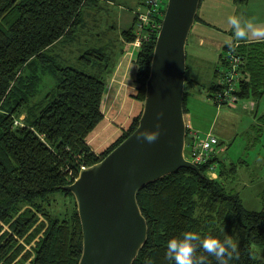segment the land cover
<instances>
[{
  "label": "trees",
  "instance_id": "obj_1",
  "mask_svg": "<svg viewBox=\"0 0 264 264\" xmlns=\"http://www.w3.org/2000/svg\"><path fill=\"white\" fill-rule=\"evenodd\" d=\"M98 1L0 0V264L78 263L82 232L77 203L63 186L74 181L81 165L99 161L138 124L158 31L152 24L161 22L157 13L138 27L133 12L130 26L120 30V41L111 39L115 45L126 46L120 48L121 55L136 37L141 38L132 61L133 97L140 106L126 128L99 152L88 139L105 121V75L114 68L116 54L107 44L110 41L97 47L88 38L89 45L83 46L78 60L89 71L58 64L48 54L77 31L83 7ZM233 1L242 5L248 0ZM234 52L241 58L237 99L258 100L264 94V43H238ZM38 60L48 65L47 72L58 82L52 91L33 101L38 91L33 92L31 77L26 81L23 73ZM221 60L225 66L223 53ZM195 83L185 71L184 89ZM218 86L219 81L209 89ZM185 95L184 90V113ZM16 120L20 123L15 124ZM212 162L217 163L215 178L206 174ZM199 168L203 175L181 167L137 192L147 238L132 264L148 260L173 264L166 259L167 241L185 231L197 232L202 238L230 237L237 245L238 258L229 264H264L253 249V245L264 246V189L261 208L247 209L239 192L229 186L236 176V162L227 163L218 155ZM56 191L72 197L60 214L50 209L49 195ZM202 252L198 249L197 254ZM208 260L217 264L214 257Z\"/></svg>",
  "mask_w": 264,
  "mask_h": 264
},
{
  "label": "water",
  "instance_id": "obj_2",
  "mask_svg": "<svg viewBox=\"0 0 264 264\" xmlns=\"http://www.w3.org/2000/svg\"><path fill=\"white\" fill-rule=\"evenodd\" d=\"M199 3L166 1L136 128L99 161L80 168L76 179L63 186L77 203L82 232L77 264H132L147 238L137 192L181 167L203 175L199 166L184 156L185 45ZM161 110L159 138L154 143L138 141L140 132L156 129Z\"/></svg>",
  "mask_w": 264,
  "mask_h": 264
},
{
  "label": "rangeland",
  "instance_id": "obj_3",
  "mask_svg": "<svg viewBox=\"0 0 264 264\" xmlns=\"http://www.w3.org/2000/svg\"><path fill=\"white\" fill-rule=\"evenodd\" d=\"M142 1L99 0L95 5L84 6L77 31L68 35L64 41L58 42L48 54L53 56L58 64L73 65L89 71V68L78 60L85 49L83 46L89 45V36L106 31L105 36L110 35L112 40L120 41V30L130 26L132 13L141 7ZM125 51L130 53L131 47L129 46ZM217 51H221V48L214 50L212 46H209V42L198 45L193 33L189 32L185 45L186 71L188 77L195 79L196 83L188 88L187 85L185 86L186 112L184 118L187 126L197 131L199 135L210 131L218 137L225 147L220 154L221 157L237 163L235 179L229 186L239 192L243 205L247 209L259 210L261 208L260 196L264 189V117L260 116L264 112V94L258 100L243 98L228 104L215 103L209 96L213 91L209 87L215 79L217 81V78L213 76ZM222 53L226 54V50L223 49ZM118 55L119 51L114 56L118 57ZM128 60L126 59V63ZM47 68L48 65L38 60L34 67L28 66L23 73L25 79L31 77L33 92L38 91L33 101H38L46 92L52 91L58 82L52 73L47 72ZM218 68V72H221L225 66L221 64ZM134 72L135 65L128 67L127 80L130 85ZM122 93L124 97H130L127 95L128 91L125 92L123 89ZM128 101L125 103L127 108L131 103V100ZM258 138H260L259 142L256 141ZM185 153H187V148H185ZM71 198L62 191L50 194L52 213H62L63 209L65 210L70 205ZM29 247L30 245H26L27 249ZM253 249L264 261V246L253 245Z\"/></svg>",
  "mask_w": 264,
  "mask_h": 264
},
{
  "label": "crops",
  "instance_id": "obj_4",
  "mask_svg": "<svg viewBox=\"0 0 264 264\" xmlns=\"http://www.w3.org/2000/svg\"><path fill=\"white\" fill-rule=\"evenodd\" d=\"M230 14H236L242 20H254L256 23L264 24V0H248L247 3L242 5L235 4L233 0H200L196 18L190 31L193 33V37L198 42V45H204L205 42H209V46H212L214 50L221 48V51H217L216 65L213 68V76L217 78V81L215 79L212 84H216L219 81L220 72H218V67L223 64L221 54L222 50L226 47L224 41L232 38V32L227 24V17ZM89 37V43L96 44L97 47L104 46L105 43L110 41L107 44L111 45V50L116 55L121 47H126L122 46V44L118 45L119 43L115 45V42H111V36H105L103 32H97V34L90 35ZM238 43L246 42L239 41ZM123 55H125L124 58ZM123 55L119 54L118 57L116 56L117 58L115 57L114 68L110 73L105 75L107 83L103 104L105 121L88 139L89 145L95 152H99L126 128L131 117L136 114L140 106L133 97L134 84L131 83L130 85V82L128 83L127 80L128 67L133 65V58L130 59L126 51ZM126 59L130 60L126 63ZM124 65L126 66L125 68L123 67ZM123 89L125 92L128 91L127 95L130 97L123 96ZM126 99L131 100L130 107L128 108L125 104L128 101ZM109 113L110 118L108 117ZM260 116L264 117V112ZM256 141L259 142L260 138L256 139ZM225 161L227 163L232 162L226 159Z\"/></svg>",
  "mask_w": 264,
  "mask_h": 264
},
{
  "label": "clouds",
  "instance_id": "obj_5",
  "mask_svg": "<svg viewBox=\"0 0 264 264\" xmlns=\"http://www.w3.org/2000/svg\"><path fill=\"white\" fill-rule=\"evenodd\" d=\"M227 24L232 32V38L226 39L224 44L229 49H234L239 41L264 43V24L256 23L254 20H242L236 14L227 17ZM161 116L163 110L157 112L156 129L140 132L137 136L138 141L154 143L159 138ZM198 249L203 250L199 255ZM165 255L173 264H209V256L214 257L217 264H229L230 260L238 258L237 245L230 237H225L223 240L214 236L202 238L194 231H185L179 237L169 239ZM145 264H151V261L148 260Z\"/></svg>",
  "mask_w": 264,
  "mask_h": 264
},
{
  "label": "built area",
  "instance_id": "obj_6",
  "mask_svg": "<svg viewBox=\"0 0 264 264\" xmlns=\"http://www.w3.org/2000/svg\"><path fill=\"white\" fill-rule=\"evenodd\" d=\"M167 0H144L141 7H138L135 11L137 14V26L140 27L144 22L151 18L153 13H157L158 16H163L165 10V3ZM160 23H153L152 28L160 27ZM141 45V38L136 39L130 43L131 51L128 54L130 59L133 58L134 51ZM225 69L221 71V77L219 79V86L213 89L209 96L217 104H228L237 101V95L235 94L236 84L241 74L239 66L241 64V58L234 52V49H226ZM129 59V60H130ZM20 123L19 120L15 121V124ZM187 148V153H185ZM225 147L219 142V139L212 132L208 131L202 135H199L197 131L186 125V138L184 145V156L196 165L205 164L208 160L214 156L220 155ZM216 162H212L206 169V174L209 177H216ZM85 167L81 165L80 168ZM77 177V176H76ZM75 177V179H76ZM74 179V180H75Z\"/></svg>",
  "mask_w": 264,
  "mask_h": 264
}]
</instances>
